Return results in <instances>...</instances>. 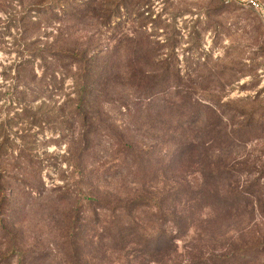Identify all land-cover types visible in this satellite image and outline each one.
I'll list each match as a JSON object with an SVG mask.
<instances>
[{
    "label": "trees",
    "instance_id": "obj_1",
    "mask_svg": "<svg viewBox=\"0 0 264 264\" xmlns=\"http://www.w3.org/2000/svg\"><path fill=\"white\" fill-rule=\"evenodd\" d=\"M122 3L120 0L118 8ZM87 4L81 3L72 12L90 11ZM138 4L136 2L135 6ZM99 5L108 6L104 2ZM107 18L109 16L105 21ZM138 33L140 39L124 63L121 62L123 56L118 54V45L102 51L96 46L54 52L40 49L19 52L14 74L11 66L2 72L9 85L4 92L0 90V100L21 104L31 91L33 76L26 73V70L31 72V68L24 67L30 64V59L39 57L46 61L49 56L59 63L64 59L66 67H76L72 76L79 105L89 98H100L109 101L125 116L122 126L110 129L107 136L111 159L124 164L128 191L122 198L94 197L84 188V175L70 186L63 185L56 191L55 212L71 195L76 197L77 203L72 214L65 218L63 239L45 246L42 252L13 248L18 264H29L24 262L26 255H38L37 262L31 264H97L93 256L97 248L109 251L112 259L108 264L166 263L170 253L175 251L173 248L177 250L179 238L196 226L199 212L235 220L240 204L248 206L259 192L257 184L264 176L263 166L259 178L244 189L239 187L238 177L242 172L250 173L254 165L247 156L249 152L241 151L252 140L264 137V104L257 107L249 97L224 101L217 95L201 94L213 91L209 86L211 81L219 87L225 83L223 79H228L226 82L230 84L236 81L245 72L238 68L239 62L235 60L232 64L229 59L224 63V59H228L227 52L222 59H212L210 54L203 56L194 39L198 35L195 29L191 31V47L183 50L186 54L182 60H178L174 52L177 41L168 48L165 58L160 59L145 30L138 27ZM124 41H129L128 36L119 38L117 44ZM180 61L183 66L179 65ZM80 108L82 106L78 107L79 114ZM95 114L92 110L82 113L81 118L84 122ZM37 115L25 106L14 112L11 105L0 106L2 209L7 200L5 193L10 191L7 184L11 176L13 190L41 197V187L31 180L40 169L31 165L36 161L32 159L30 148L23 145L12 156L13 141L8 138L13 124L24 120L32 124ZM25 134H19L21 140L28 139ZM84 150L78 151L75 165V170L81 173L79 160ZM8 156L17 163L13 161V166L7 163ZM20 207L17 203L16 214ZM16 220L14 216L13 221ZM101 237L107 238L106 245L94 240ZM230 247L218 254L208 244L207 257L197 264H252L257 247L264 249V243ZM54 248L58 252L56 262L49 257L55 258Z\"/></svg>",
    "mask_w": 264,
    "mask_h": 264
},
{
    "label": "rangeland",
    "instance_id": "obj_2",
    "mask_svg": "<svg viewBox=\"0 0 264 264\" xmlns=\"http://www.w3.org/2000/svg\"><path fill=\"white\" fill-rule=\"evenodd\" d=\"M75 1L0 0L1 91L4 92L9 85L2 72L11 66L14 74L21 51L28 53L43 49L54 52L95 46L102 51L118 45V54L123 56L121 62L124 63L140 39V27L149 35L160 59L165 58L168 48L177 41L179 44L174 45V52L178 60H182L186 54L183 50L191 47V31L195 29L198 35L194 39L203 56L210 54L212 59H222L227 52L228 59L223 62L228 63L230 59L233 64L236 60L238 68L245 70L232 84L223 79L225 83L221 80L223 86L219 87L211 81L209 86L213 91L201 94L217 95L224 101L249 97L257 107L264 104V0H256L258 8L230 2L224 4L223 0H123L126 7L122 3L120 8V0H78L87 2L90 11L73 13L72 10L81 4ZM101 2L108 6H100ZM136 2L140 3L139 6H135ZM106 16L110 18L107 21ZM122 36H128L129 41L117 44ZM30 60V64L24 66L31 68V72L26 70V73L33 76L26 99L21 104L1 99L0 106L11 105L13 112L25 106L38 114L32 124L30 120L13 124L8 130V138L13 141L12 156L23 145L30 148L32 159L36 161L31 165L40 169L31 180L41 187L42 194L41 197L36 193L23 195L19 189L13 190V176L8 180L10 191L5 193L7 200L4 204L7 212L0 208V264H18L13 248L42 252L45 246L63 239L65 218L68 219L77 204L76 197L71 195L55 212L56 191L63 185L70 186L84 175V188L94 197L122 198L128 191L124 164L121 160L111 159L107 136L110 129L122 126L124 113L100 98H89L79 105L72 76L76 67H66L64 59L59 60L60 63L53 58L50 60L49 56L46 61L39 57ZM179 65L183 66V62L180 61ZM87 105H91V109L86 108ZM81 106L79 114L78 107ZM92 110L96 112L94 117L83 122L82 113H91ZM22 132L29 136L27 140L20 139ZM80 148H85L79 160L82 173L75 170ZM242 152H249L247 156L254 164L250 173L242 172L238 177L239 187L244 189L261 175L264 137L252 140ZM13 161L17 163L10 156L6 159L12 166ZM14 167L17 169V165ZM263 184L264 176L257 184L259 192L251 198L248 206L240 204L235 220L216 213L199 212L196 226L179 238L177 250L174 247L170 259L161 264H197L207 257L208 244L213 246L214 253L220 254L228 251L231 245L264 243ZM17 203L21 207L16 214ZM94 240L102 245L108 242L106 237ZM53 251L56 259L49 257L56 262L58 252L56 248ZM255 254L256 260L252 264H263L264 249L257 247ZM93 256L97 264H108L112 259L109 251L101 248L95 249ZM37 258L38 255H26L24 262L31 264L37 262Z\"/></svg>",
    "mask_w": 264,
    "mask_h": 264
},
{
    "label": "built area",
    "instance_id": "obj_3",
    "mask_svg": "<svg viewBox=\"0 0 264 264\" xmlns=\"http://www.w3.org/2000/svg\"><path fill=\"white\" fill-rule=\"evenodd\" d=\"M226 3H238V4H245L247 6L253 7V8H258V3L256 0H223Z\"/></svg>",
    "mask_w": 264,
    "mask_h": 264
}]
</instances>
